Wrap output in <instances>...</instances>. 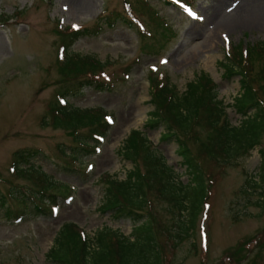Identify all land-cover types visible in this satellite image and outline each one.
Segmentation results:
<instances>
[{
	"label": "rangeland",
	"instance_id": "374dc122",
	"mask_svg": "<svg viewBox=\"0 0 264 264\" xmlns=\"http://www.w3.org/2000/svg\"><path fill=\"white\" fill-rule=\"evenodd\" d=\"M235 1L225 0L218 13L209 17L204 12L211 11L217 0H0V193L18 192V188L37 192L42 184L39 172L68 186L53 183L47 188L58 200L50 214H26L20 221L0 218V264H50L45 253L65 222L77 224L91 237L104 226L129 235L128 219L113 218L98 207L104 174L123 179L132 167L131 160L119 152L132 129L144 133L180 182L187 181L175 142L161 141L163 127L144 125L152 109V72L167 76L180 92L197 74L205 73L215 83L218 99L227 105L230 123H240L241 116L231 106L240 90V76L228 78L218 62L231 44L264 41V23H256L249 14L264 0L246 7ZM229 21L238 27L228 29ZM97 22L101 30L77 39L70 51L103 63L100 77L109 88L84 87L67 103L102 111L112 123L95 152L82 153L79 171L72 172L64 167L68 158L61 152L68 153L76 142L69 126L52 124L50 110L59 81L73 75L72 69L62 70L58 64L62 38L58 31L66 27L96 31ZM163 22L172 33L163 30ZM79 128L86 133L89 126ZM262 137L264 148V133ZM22 149L38 151L30 164L39 171H28L27 164H22V171L13 170L14 152ZM259 150L256 146L222 168L201 160L208 189V176L213 183L193 233L173 250L169 248L173 212L153 200L151 212L155 223L164 227L158 236L167 240L171 264H264V210L255 204L258 192L249 195V202L247 195L237 191L249 176L256 180ZM6 203L11 209L19 208L8 197Z\"/></svg>",
	"mask_w": 264,
	"mask_h": 264
},
{
	"label": "trees",
	"instance_id": "16d2710c",
	"mask_svg": "<svg viewBox=\"0 0 264 264\" xmlns=\"http://www.w3.org/2000/svg\"><path fill=\"white\" fill-rule=\"evenodd\" d=\"M107 22L112 23L109 19ZM163 23V30L172 33L171 27ZM95 28L96 31L66 27L62 32L58 31L62 37L57 50L58 64L62 70L72 69L73 75L59 81L56 101L50 105V110L53 113L52 124L55 127L69 126L76 142L68 153L61 152L68 158L64 167L72 172L79 171L82 153L95 152L112 123L111 117L106 119V113L102 111L72 107L67 103L69 97L79 95L84 87L109 88V84L100 77L104 71L103 63L95 57L70 51L80 37L97 34L101 30L99 22L95 23ZM226 53L218 64L228 78L234 74L240 76V90L231 104L242 118L240 123H230L227 105L218 99L215 83L205 73L197 74L180 92L167 76L152 72L149 91L152 109L144 125L163 127L161 141L175 142L176 154L181 159L187 181L180 182L144 133L132 129L119 148L120 154L131 160L132 167L123 179L104 174L100 179L103 196L98 207L113 218L128 219L132 224L129 235L104 226L91 237L77 224L65 222L45 253L48 263L171 264L172 253L168 259V245L164 243L167 240L158 236L159 232H164V227L155 223L151 212L153 200L162 201L173 212L174 231H167L172 234L169 248L173 250L193 233L198 213L213 183L208 176V189L207 174L201 160H210L222 168L235 164L237 157L250 154L256 146L260 148L256 180L249 176L237 191L243 197L247 195L245 200L249 202V195L258 192L255 204L264 210V148L260 147L264 133V41L231 44ZM80 126L89 128L86 133H80ZM37 154V150L30 149L15 151L11 167L19 172L23 170L22 164H27L28 171L38 170L30 164ZM39 177L42 184L37 192L18 188V192L10 189L7 194L0 193V218L20 221L26 214L46 215L56 209V195L47 191L55 180L42 172H39ZM56 184L68 187L66 183ZM7 197L19 208L11 209L6 203ZM254 240L256 243L258 239Z\"/></svg>",
	"mask_w": 264,
	"mask_h": 264
},
{
	"label": "bare ground",
	"instance_id": "6f19581e",
	"mask_svg": "<svg viewBox=\"0 0 264 264\" xmlns=\"http://www.w3.org/2000/svg\"><path fill=\"white\" fill-rule=\"evenodd\" d=\"M260 1H262V0H239L238 4H241L243 7H246L252 3H258ZM224 4H225V0H217V3L215 5H213L212 7H210L212 12L207 10V12H204L205 15L212 17L215 13L216 14L218 13L219 9L222 8L224 6ZM250 13H252V14H250ZM249 14L253 16L252 20H254L256 23L257 22L264 23V5L258 9L250 10ZM226 26L228 29L229 28H236V27H238V24L233 22V21H229V23H227Z\"/></svg>",
	"mask_w": 264,
	"mask_h": 264
}]
</instances>
